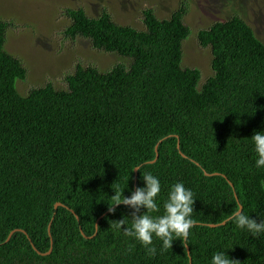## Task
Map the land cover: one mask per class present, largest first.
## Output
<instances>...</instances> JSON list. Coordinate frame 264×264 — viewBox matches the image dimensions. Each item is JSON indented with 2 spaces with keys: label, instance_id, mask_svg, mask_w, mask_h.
Returning a JSON list of instances; mask_svg holds the SVG:
<instances>
[{
  "label": "trees",
  "instance_id": "obj_1",
  "mask_svg": "<svg viewBox=\"0 0 264 264\" xmlns=\"http://www.w3.org/2000/svg\"><path fill=\"white\" fill-rule=\"evenodd\" d=\"M186 12L184 2L167 18L146 8L137 29L106 11L67 9L64 36L129 62L107 71L77 64L66 88L47 82L25 96L15 80L26 69L4 49L10 22L0 20V264H210L221 250L238 264H264V234L227 219L237 204L264 218V169L254 166L249 140L264 130V43L237 14L199 29L212 69L199 85V70L181 66ZM146 171L161 182L160 212L150 215L163 213L171 184L193 191L189 255L183 240L161 250L153 237L150 256L113 227L131 212L107 211L113 190L127 183L128 196Z\"/></svg>",
  "mask_w": 264,
  "mask_h": 264
},
{
  "label": "rangeland",
  "instance_id": "obj_2",
  "mask_svg": "<svg viewBox=\"0 0 264 264\" xmlns=\"http://www.w3.org/2000/svg\"><path fill=\"white\" fill-rule=\"evenodd\" d=\"M183 2V22L190 31L181 42V66L199 70V85L212 74L210 48L198 44L199 29L237 14L264 43V0H0V20L10 22L4 49L26 69L25 78L15 80L17 92L25 96L47 82L66 88L65 76L77 64L100 71L128 64V58L97 50L87 38L64 36L70 23L67 9L81 7L93 17L106 11L115 22L142 29V10L151 8L158 18H167Z\"/></svg>",
  "mask_w": 264,
  "mask_h": 264
},
{
  "label": "clouds",
  "instance_id": "obj_3",
  "mask_svg": "<svg viewBox=\"0 0 264 264\" xmlns=\"http://www.w3.org/2000/svg\"><path fill=\"white\" fill-rule=\"evenodd\" d=\"M251 150L254 153V166L264 169V130L254 131L249 138ZM140 165L132 170H139ZM129 178V177H128ZM127 178V180H128ZM143 186L130 190L128 196L123 195L127 183L123 187L117 186L114 195L111 196L112 203L108 204L107 211L115 213L116 208L123 205L131 210L129 216H122L114 221L113 227L122 230L123 235L132 238L143 246L148 255L155 256L157 249L153 245V237L161 241V250L171 248L174 240H183L188 245L190 230L195 224L193 219V205L195 202L194 193L190 188L185 187L182 181L169 186L167 197L163 201V213L150 215L151 212H160V205L157 197L161 192V182L158 177L146 171L143 176ZM127 182V181H126ZM242 205L237 204L235 210L228 216L236 228L247 231L251 236L257 237L264 234V218L257 220L244 214ZM125 217L129 219H125ZM130 225L125 226L126 224ZM239 261L230 259L226 250L214 252L210 264H238Z\"/></svg>",
  "mask_w": 264,
  "mask_h": 264
},
{
  "label": "water",
  "instance_id": "obj_4",
  "mask_svg": "<svg viewBox=\"0 0 264 264\" xmlns=\"http://www.w3.org/2000/svg\"><path fill=\"white\" fill-rule=\"evenodd\" d=\"M165 138V137H164ZM164 138H162V139H159L158 140V142L156 143V145H155V158L153 159V160H150V161H148V162H154L156 159H157V157H158V152H157V146H158V144L164 139ZM176 147L178 148V150H179V142L177 141V144H176ZM179 153L183 156V157H186L180 150H179ZM213 173H216V174H219L218 172H213ZM134 175L136 176V170H134ZM224 176V175H223ZM136 178V177H135ZM232 185V184H231ZM58 205H62L60 202H55L54 203V207H57ZM72 212H73V210H71ZM98 219H99V217H98ZM97 219V220H98ZM96 220V221H97ZM223 223H225V220H223V221H221V222H219V223H209V225L210 226H215V225H218V224H223ZM96 226H97V222L95 223V228H96ZM10 234H11V232L8 234V236H7V239H8V237L10 236ZM83 234V233H82ZM30 241V240H29ZM31 244V246L35 249V247L33 246V244L32 243H30ZM185 247H186V251H187V254L189 255V247L187 246V245H185ZM50 247L48 248V250L47 251H45V252H40V251H38V250H36V252L37 253H39V254H47V253H49L50 252ZM190 262H191V259H190V257H189V264H190Z\"/></svg>",
  "mask_w": 264,
  "mask_h": 264
}]
</instances>
